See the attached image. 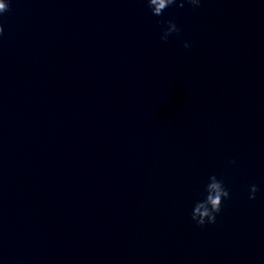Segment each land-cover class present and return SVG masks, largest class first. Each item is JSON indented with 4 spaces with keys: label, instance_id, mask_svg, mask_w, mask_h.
Here are the masks:
<instances>
[{
    "label": "water",
    "instance_id": "obj_1",
    "mask_svg": "<svg viewBox=\"0 0 264 264\" xmlns=\"http://www.w3.org/2000/svg\"><path fill=\"white\" fill-rule=\"evenodd\" d=\"M212 174L224 178L231 198L215 224L191 222L176 264H264V69ZM251 184L259 188L253 200Z\"/></svg>",
    "mask_w": 264,
    "mask_h": 264
},
{
    "label": "clouds",
    "instance_id": "obj_2",
    "mask_svg": "<svg viewBox=\"0 0 264 264\" xmlns=\"http://www.w3.org/2000/svg\"><path fill=\"white\" fill-rule=\"evenodd\" d=\"M147 6L157 20H160L170 10L177 8L178 0H146ZM202 0H183L179 3L180 11L185 6L189 8H197L201 5ZM11 7V0H0V15L5 13ZM165 28L162 34L161 43L167 45L172 39H179L182 35L181 31L174 24L162 26ZM4 32V25L0 23V35ZM185 48L191 47L190 41H184ZM231 164H235L233 159ZM259 188L256 184L248 187V199L256 198ZM200 199L195 200L191 206L190 218L198 226L215 224L218 215L222 212L224 201L231 198V191L226 185L223 177L211 174L207 178V182L203 185V191L200 193Z\"/></svg>",
    "mask_w": 264,
    "mask_h": 264
}]
</instances>
